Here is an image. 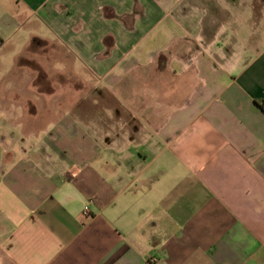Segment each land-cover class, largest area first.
I'll return each mask as SVG.
<instances>
[{
    "label": "crops",
    "instance_id": "obj_1",
    "mask_svg": "<svg viewBox=\"0 0 264 264\" xmlns=\"http://www.w3.org/2000/svg\"><path fill=\"white\" fill-rule=\"evenodd\" d=\"M7 4L95 111L0 116V264H264V0Z\"/></svg>",
    "mask_w": 264,
    "mask_h": 264
},
{
    "label": "rangeland",
    "instance_id": "obj_2",
    "mask_svg": "<svg viewBox=\"0 0 264 264\" xmlns=\"http://www.w3.org/2000/svg\"><path fill=\"white\" fill-rule=\"evenodd\" d=\"M9 5L7 4L5 13L0 10V116L8 122L6 129L10 127L9 132L14 140L18 139L20 133V130L14 131V127L25 124L23 126L26 129L30 128V119L34 118L30 114L32 106H42L44 103L60 106L70 103L74 106L73 109H54V114L46 109L41 110L40 120L51 119L69 111L85 120L93 119V80L87 76L78 77L81 68L77 62L70 61L68 56L63 55L60 47L56 50V47L54 49V46L40 42L46 36L45 27L40 25L34 29L33 20L23 24L26 15L15 13ZM10 17L11 23L8 22ZM14 23H17L16 28ZM24 48H31L32 54L24 55L22 60H18L17 55ZM48 49L52 53L47 58ZM79 87L89 89L90 92L80 93ZM4 106L6 108H2ZM36 124L38 125L32 127L41 126V122Z\"/></svg>",
    "mask_w": 264,
    "mask_h": 264
},
{
    "label": "built area",
    "instance_id": "obj_3",
    "mask_svg": "<svg viewBox=\"0 0 264 264\" xmlns=\"http://www.w3.org/2000/svg\"><path fill=\"white\" fill-rule=\"evenodd\" d=\"M86 212H88V208H87V207L85 208V213H86Z\"/></svg>",
    "mask_w": 264,
    "mask_h": 264
}]
</instances>
